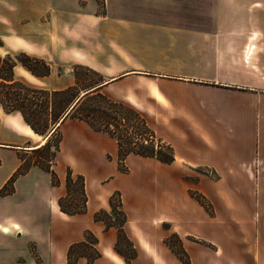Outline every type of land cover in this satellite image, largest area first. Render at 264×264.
Listing matches in <instances>:
<instances>
[{
  "label": "rangeland",
  "instance_id": "374dc122",
  "mask_svg": "<svg viewBox=\"0 0 264 264\" xmlns=\"http://www.w3.org/2000/svg\"><path fill=\"white\" fill-rule=\"evenodd\" d=\"M30 1L34 8L27 5ZM93 1L94 6L89 8L84 6V0H79L78 11L71 12L69 7L71 8L73 3L64 0L62 5L65 6L66 11L53 12L50 7L47 9L51 5L50 0H0V39L3 42L0 51L15 52L16 49L12 48L7 41L12 37L21 36L31 42L37 41L42 46L41 49H33L30 52L47 57L49 63H54L51 78L57 79L64 74L62 78L67 82L69 80L67 72L72 73L68 71L71 68L74 76L76 72L81 79V86H83L88 82H94L98 78V73L95 72L96 75L88 72L84 66L75 65L72 56L77 53V49L84 47L91 52L96 50L93 52L96 58L109 55L111 50H115L119 45L106 43H109L111 36L122 35L119 33L121 27H132L134 34H137H132L135 36L134 43L126 46L133 53L141 50V45L136 42L142 33L140 28L145 26L148 20L163 22L197 20L209 21L210 25L213 21L228 19L247 22L251 26L247 29L250 33L257 31L254 25L264 24V0H230L229 8L224 3L226 0ZM255 2L258 3L254 5ZM101 11L105 14L104 16L97 15ZM228 11L230 17L227 16ZM211 31L213 30H209ZM233 54L231 52L230 55ZM252 60L253 55L248 63L252 64ZM124 61L125 67L137 64L131 56ZM121 68L112 67L106 71L103 70L108 75H101V82L118 73ZM65 70L67 71L64 72ZM147 73L144 74L146 77L132 75L129 81L122 83L119 90L108 87L101 91L102 86L110 81L97 84L96 87L101 86L100 91L106 97L124 102L127 101L121 99L125 93L133 94L140 102V106L137 108L132 103H127L145 116L157 136L172 145L174 160L170 163H162L154 158H142L130 154L122 163L126 170H120L117 152L111 154L107 151L103 153V157H99L98 170L89 171L81 167L86 173L81 175L85 181L95 179L94 184L97 187L103 186V189L110 190L117 186L118 188L112 192L118 191L120 197L123 192L126 193L127 202L130 196L126 192L127 188L136 181L142 182L141 193L148 208L141 216L143 219L136 224L142 230L148 244L153 247V251H156L157 260L177 259L179 264H184L183 260L165 245L163 240L169 237L170 244L175 248L180 245L185 250L189 264H192V261L184 247L185 244L191 248L194 264L213 262L215 264H251V254L245 250L243 242L246 241V237L243 239L242 230H250L255 208L254 200L257 197L252 183L245 179L242 181L243 187L239 185L240 190L235 188L238 187V182L234 180L233 174L227 173L224 168L232 169L238 160L246 155L245 151H249L252 146L250 140L252 136H249L245 143V136H243L241 140L243 152L237 150L236 142L241 137L237 127L233 122L230 123L228 117L223 121L227 123V126L214 122L213 111L226 114L236 112L239 114V120L242 121L243 130L251 127L252 132L257 129V133L264 134V75L246 70L245 74L237 77V80L243 83L241 85L243 88L223 86L226 88L225 91L209 92L211 100H220L237 106L236 110H209V155L208 159H202L210 164L218 165L222 171L220 174L209 165L190 167L181 163V159L175 161V155L183 159H198L199 156H203V148L200 147L198 150L187 145L186 141L175 140L176 150L179 153L177 154L174 143L172 144L170 140L171 137H175L170 136L174 135V132L159 119L164 110L158 108L157 103L149 97L148 92L151 91V86H154L152 82L155 79L149 72ZM32 82L35 85L39 84L36 80ZM81 91L83 90L80 89L79 93ZM141 104L147 109L141 108ZM59 135L60 131L57 130L56 134L50 137V149L23 153V161L19 167L20 174L25 173L34 162H38L49 165L58 177L57 171L52 166L55 162L49 150H54L53 144L57 142ZM260 139L264 141V136ZM48 159H50L49 162ZM65 170L66 168H63V171ZM202 175L208 178L207 187L203 185L204 192L197 188ZM220 176H222L221 181ZM162 177H166V181ZM35 178L38 191L36 193L38 196L33 200L35 203H29L30 205L23 203L19 194L16 193L7 195L13 190L15 179L6 185L7 192L0 194V264H69L66 261V251L72 243L67 245V230L79 225L81 220L73 223L70 222L71 220L63 221L65 217L59 213L54 212L55 216L52 215L51 198L55 194V189L50 184V174L46 171ZM162 181L164 183L160 184ZM78 185L79 182L75 181L72 186L77 188ZM156 201L161 204L158 208L155 205ZM56 203L58 205L57 199ZM31 212L36 214L35 224L32 222V226L25 217V214L31 215ZM107 212H110V209ZM114 222L118 223L119 219H115ZM173 226L188 235L181 237ZM1 230L7 232L3 233ZM132 231L138 230L133 227ZM172 233H175L176 237L171 236ZM126 235L129 236L128 233ZM250 239L251 237H248L246 244L250 243ZM118 248L126 255L129 264H152L149 262L152 256L147 251L135 260L138 247L130 236L128 240L121 238ZM86 263L85 258H79L75 264ZM96 264L106 263L98 261Z\"/></svg>",
  "mask_w": 264,
  "mask_h": 264
},
{
  "label": "crops",
  "instance_id": "0c3cea01",
  "mask_svg": "<svg viewBox=\"0 0 264 264\" xmlns=\"http://www.w3.org/2000/svg\"><path fill=\"white\" fill-rule=\"evenodd\" d=\"M50 1L51 5L47 9L50 7L53 12L66 11L64 9L65 6L62 5L64 0ZM84 1L85 7L92 8L94 6L93 0ZM66 2L73 3L72 7H69L71 12L78 11L79 0H66ZM229 2L230 0L224 1L227 8H229ZM257 3L255 2L254 5ZM27 5L34 8L31 1ZM227 14L230 17L229 11ZM97 15L104 16L105 14L97 13ZM250 28L251 26L247 22L243 23L228 19L225 21H213L210 25L209 21L199 22L197 20L176 22L148 20L147 24L140 28L142 33L136 42V44L141 45V50L132 53V50L126 47L134 43V35L137 34H134L132 27H121L119 33L122 35L120 37L111 36L109 43H106L119 45L115 50H111L109 55L96 58L93 53L96 50L91 52L90 49L84 47L77 49V53L72 57L75 65L88 67L97 72L100 77L101 75H108L103 70L106 71L112 67H122L118 73L102 81L110 82L102 86L101 91L108 87H115V89L119 90L122 83L129 81L132 75L136 74L138 77H146L144 74L149 72L155 79L152 82L154 86L152 85L151 91L148 92L149 97L157 103L158 108L164 110L159 119L167 128L174 132V135H170L175 136L170 138L172 144L175 140H182L186 141L187 145L198 148V150L200 147L203 148V156H199L198 159H183L175 155V161L181 159V163L190 167L201 164L209 165L222 174L218 165L210 164L208 161L203 160L208 159L209 155V110H236L237 106L220 100H211L209 92L225 91L226 88L224 87L243 88L241 86L243 83L237 80V77L245 74L246 70L264 75V24L254 25L257 30L255 32L252 31L250 33L247 31ZM209 30L213 31L209 32ZM7 41L12 48L16 49L15 51H24L30 55L43 58L49 63L47 57L30 52L33 49H41L42 46L37 41L31 42L21 36L9 38ZM253 41L254 43H252ZM7 52L10 51H0V54ZM231 52L234 54L230 55ZM252 55L253 63L251 64L248 63V60L251 59ZM130 56L132 60L137 61V64L125 67L124 60L129 59ZM236 56L237 59H235ZM231 57L232 59H230ZM52 64L54 63H49L50 73L44 77H35L20 65L15 66L14 71L18 77H23L32 84H34L32 81L36 80L39 82V84H36L37 86L49 90L63 89L74 84L75 76L71 68L70 70L67 69L72 71L69 74L67 72L69 77L67 82L62 78L64 74H61L57 79L51 78L53 75ZM122 98L121 100L132 103L137 108L140 106V102L133 94L125 93ZM141 108L147 109L143 104H141ZM238 115L236 112L233 114L228 112L226 114L220 111H213V120L227 126V123L223 121L228 117L231 121L230 123L233 122L235 124L239 136H241L236 142L237 150L242 151L243 149V143H241L243 136H245L244 143L249 136H252L250 137L252 146L249 151H245L246 155L238 160L232 169H224L227 170V173L233 174L234 180L238 182V187L239 185L243 187L242 181L245 179L247 182L252 183V188L255 190L257 198L254 200L253 222L250 230H242V236L243 239L246 237V241L243 243H245L246 252L251 254V264H264V239L262 240L261 238H264V165L262 166V163L264 164V141L260 139L264 134L257 133V129L252 132L251 127L246 128V131L243 130V124L239 120ZM58 129L60 131V142L53 158L55 163L52 166L58 173L59 184L53 186L55 194L51 198V213L54 216V212L63 215L65 217L63 221L71 220L70 222L74 223L81 220L79 225L67 230V245L82 240L84 232L89 230L97 237L96 248L101 253L95 259V264L98 261H104L106 264H129L114 250L117 230L114 227L107 228L102 221L93 219L95 211L101 208L109 211L110 207L107 199L112 191L118 188L117 186L107 190L103 189V186L97 187L94 184L95 179L90 181L86 179L85 192L87 202L86 210L83 213L68 215L60 211L56 203V199L65 194V171H63V168L69 167L73 173H83L84 175H86L85 169L81 167L87 168L89 171L98 170L99 157H103V153L107 151L111 154L117 152L115 140L104 132L93 130L86 122L73 117L65 118L59 124ZM45 137L35 134L24 122L20 113H6L0 106V188L21 165L23 153L36 150L40 147L39 144ZM173 145L176 150L175 143ZM176 152L179 154L177 150ZM44 172L46 173L37 165L32 164L25 173L20 174L15 179L13 190L7 195L19 194L23 203L31 204L38 196L36 194L38 191L35 177ZM162 178L166 181V177ZM221 180L222 176H220ZM163 183L162 181L160 184ZM207 184L208 178L202 175L197 188L204 192L203 185L207 187ZM141 185L142 182L136 181L131 187L127 188L126 192L130 195L128 196V202L127 198L125 199L126 193L124 194L121 188L123 192L121 194L122 209L127 216L124 230L125 233H128L134 239L138 247V254L135 260H138L140 255L147 251L152 256L149 261L152 264H179L177 259L174 261L171 259L157 260L156 251H153V247L148 244L142 230L136 224L143 219L141 216L144 215L148 208L141 193ZM145 185H148V183H145ZM238 187L235 188L240 190V187ZM18 189H20L19 192ZM155 205L157 208L161 206L158 201L155 202ZM25 215L26 220L32 226V222L36 219V214L34 215V212H31V215ZM133 227H136L138 231H132ZM173 228L183 238L188 235L176 226H173ZM1 231L3 233L7 232ZM248 237H251V245L250 243L246 244ZM184 247L191 257L192 264H194L191 248L186 244ZM166 249L168 248L166 247ZM168 251L170 250L168 249Z\"/></svg>",
  "mask_w": 264,
  "mask_h": 264
},
{
  "label": "trees",
  "instance_id": "16d2710c",
  "mask_svg": "<svg viewBox=\"0 0 264 264\" xmlns=\"http://www.w3.org/2000/svg\"><path fill=\"white\" fill-rule=\"evenodd\" d=\"M99 13H103V11ZM0 46H3L1 39ZM17 65L22 66L35 77L47 76L51 68L45 59L24 51L0 54V106L6 113H20L24 122L35 134L47 136L45 143L33 151L50 149V137L54 136L59 130V124L65 118L73 117L86 122L93 130L104 132L115 140L117 163L120 170H126L122 163L129 154L154 158L162 163H170L174 160L172 145L155 134L145 116L127 102L106 97L100 91L101 86L85 92L71 105L78 96L80 89L84 90L94 86L93 84L101 83L100 76L94 82H86L87 84L81 86V79L75 72L73 85L63 89L49 90L15 75L14 69ZM84 68L88 72L95 73L94 70L88 67ZM59 142L60 135L57 142L53 144L54 150H49L51 158H54V152L58 149ZM47 161L49 162L50 159ZM33 164L50 174L52 186L59 184L56 173L50 169L49 165L38 162ZM19 167L0 188V194L7 192L6 185L20 174ZM75 181L79 182L77 188L72 186ZM64 184L65 194L57 198L60 211L68 215L85 212L87 195L83 175L75 174L67 167ZM107 202L110 212L101 208L94 212L93 219L102 221L105 227L116 228L117 239L114 250L128 263V258L118 248V242L121 238L129 239L124 231L126 215L121 207L122 202L119 192H112L108 196ZM115 219H119V222L115 223ZM171 236L176 237V234L172 233ZM168 238L166 237L163 240L165 245L178 258L182 259L184 264H189L185 250L180 245L175 248L169 243ZM96 244L97 237L91 231L86 230L83 240L69 245L66 251L67 263L75 264L79 258H85L86 264H93L94 260L100 256Z\"/></svg>",
  "mask_w": 264,
  "mask_h": 264
},
{
  "label": "water",
  "instance_id": "95a60500",
  "mask_svg": "<svg viewBox=\"0 0 264 264\" xmlns=\"http://www.w3.org/2000/svg\"><path fill=\"white\" fill-rule=\"evenodd\" d=\"M96 86H97V85L92 86V87H90V88H88V89H86V90L81 91V92L78 94V96L75 98V100L72 102L71 105H73V103L78 99V97H79L82 93H85V92H87V91H90V90L94 89ZM54 127H55V126H54ZM54 127H53V128H54ZM53 128H52V129H53ZM52 129H51V130H52Z\"/></svg>",
  "mask_w": 264,
  "mask_h": 264
},
{
  "label": "bare ground",
  "instance_id": "6f19581e",
  "mask_svg": "<svg viewBox=\"0 0 264 264\" xmlns=\"http://www.w3.org/2000/svg\"><path fill=\"white\" fill-rule=\"evenodd\" d=\"M82 94H83V93H82ZM82 94H81V95H82ZM81 95H80V96H81ZM80 96H79V97H80ZM46 138H47V136H46V137H45L43 140H41V142H40V144H39V145L43 144V143L45 142V139H46ZM39 145H38V146H39ZM115 260H117V261H118V259H116V258H115Z\"/></svg>",
  "mask_w": 264,
  "mask_h": 264
}]
</instances>
